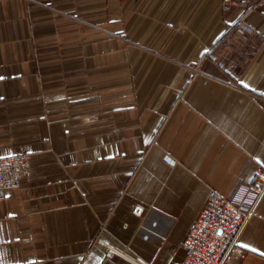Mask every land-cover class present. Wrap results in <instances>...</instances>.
Returning <instances> with one entry per match:
<instances>
[{
	"label": "crops",
	"instance_id": "crops-1",
	"mask_svg": "<svg viewBox=\"0 0 264 264\" xmlns=\"http://www.w3.org/2000/svg\"><path fill=\"white\" fill-rule=\"evenodd\" d=\"M14 154L29 170L0 191V264H179L214 192L252 211L235 264H264V7L0 0Z\"/></svg>",
	"mask_w": 264,
	"mask_h": 264
},
{
	"label": "built area",
	"instance_id": "built-area-1",
	"mask_svg": "<svg viewBox=\"0 0 264 264\" xmlns=\"http://www.w3.org/2000/svg\"><path fill=\"white\" fill-rule=\"evenodd\" d=\"M225 3L243 5L247 10L264 7V0H223ZM236 24L243 25L240 18ZM29 170V155L14 154L0 157V191L18 187L20 179ZM260 199L264 194V164L257 169L254 181L249 187ZM143 208L135 206L133 213L140 215ZM252 211L244 212L229 198L212 193L198 212L184 240L185 256L179 264H228L235 253L237 261V239L250 218ZM108 250L106 256L112 257Z\"/></svg>",
	"mask_w": 264,
	"mask_h": 264
},
{
	"label": "bare ground",
	"instance_id": "bare-ground-1",
	"mask_svg": "<svg viewBox=\"0 0 264 264\" xmlns=\"http://www.w3.org/2000/svg\"><path fill=\"white\" fill-rule=\"evenodd\" d=\"M235 254V253H234ZM234 254L228 259V264H234L233 263V258H234ZM236 258V257H235ZM235 262V259H234Z\"/></svg>",
	"mask_w": 264,
	"mask_h": 264
},
{
	"label": "water",
	"instance_id": "water-1",
	"mask_svg": "<svg viewBox=\"0 0 264 264\" xmlns=\"http://www.w3.org/2000/svg\"><path fill=\"white\" fill-rule=\"evenodd\" d=\"M166 159H168V158H166Z\"/></svg>",
	"mask_w": 264,
	"mask_h": 264
}]
</instances>
